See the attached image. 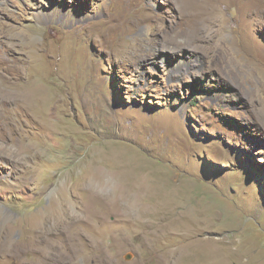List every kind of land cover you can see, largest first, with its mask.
<instances>
[{
  "label": "rangeland",
  "instance_id": "1",
  "mask_svg": "<svg viewBox=\"0 0 264 264\" xmlns=\"http://www.w3.org/2000/svg\"><path fill=\"white\" fill-rule=\"evenodd\" d=\"M0 264H264V0H0Z\"/></svg>",
  "mask_w": 264,
  "mask_h": 264
},
{
  "label": "bare ground",
  "instance_id": "2",
  "mask_svg": "<svg viewBox=\"0 0 264 264\" xmlns=\"http://www.w3.org/2000/svg\"><path fill=\"white\" fill-rule=\"evenodd\" d=\"M233 4V3H232ZM252 4V3H251ZM250 6V5H249ZM248 6V7H249ZM251 7V6H250ZM254 10V9H253ZM255 10H257V9H255ZM254 10V11H255ZM248 11V10H247ZM246 11V12H247ZM202 13V12H201ZM250 13H252V11L250 12ZM254 13V12H253ZM203 14V13H202ZM258 14V13H257ZM42 15V14H41ZM49 17H51V18H58V19H60V18H63V19H71V17H69V15H71L69 12H67L66 14H62V13H59V12H57V11H53V12H49L48 14H47ZM46 15V16H47ZM204 15V14H203ZM214 16V15H213ZM213 16H211V18L210 19H213L214 17ZM42 17V16H41ZM40 17V18H41ZM222 19V18H221ZM226 19V18H225ZM228 19V18H227ZM214 20V19H213ZM220 20V19H219ZM224 20V19H223ZM218 21V20H217ZM229 20H227V22H228ZM211 22V21H210ZM221 22V21H220ZM225 22V21H224ZM223 22V23H224ZM222 23V22H221ZM226 23V22H225ZM222 25V24H221ZM224 25V24H223ZM227 25V24H226ZM223 27V26H222ZM217 28H219V27H217ZM221 28V27H220ZM224 28H226L225 26H224ZM223 28V29H224ZM211 30H213V29H211ZM221 30V29H220ZM217 30H214V32H216ZM220 33H221V31H220ZM222 34V33H221Z\"/></svg>",
  "mask_w": 264,
  "mask_h": 264
}]
</instances>
